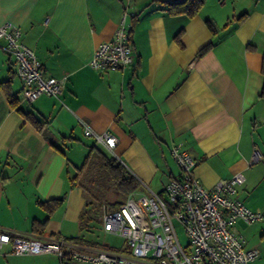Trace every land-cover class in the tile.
I'll use <instances>...</instances> for the list:
<instances>
[{
    "label": "crops",
    "instance_id": "0c3cea01",
    "mask_svg": "<svg viewBox=\"0 0 264 264\" xmlns=\"http://www.w3.org/2000/svg\"><path fill=\"white\" fill-rule=\"evenodd\" d=\"M168 1L0 0V24L19 27L46 75L66 76L59 98L23 102L0 39V230L61 238L80 249H124L122 238L120 245L98 241V227L81 230L85 197L72 182L81 165L69 154L79 147L87 155L86 143L94 142L84 125L114 133L113 154L153 191L179 175L170 153L178 144L196 159L205 188L241 172L235 195L250 209L264 208V0H203L191 17L169 13ZM124 10L133 65L92 69L95 46L112 37ZM255 146L262 158L249 164ZM56 199L62 201L52 210L44 203ZM233 229L246 248L259 249L249 264H264V221ZM77 236L96 244L70 240ZM0 264L73 263L53 253L13 254L6 245Z\"/></svg>",
    "mask_w": 264,
    "mask_h": 264
},
{
    "label": "built area",
    "instance_id": "2783aa9c",
    "mask_svg": "<svg viewBox=\"0 0 264 264\" xmlns=\"http://www.w3.org/2000/svg\"><path fill=\"white\" fill-rule=\"evenodd\" d=\"M126 17L124 10L112 37L95 46L88 63L92 69L121 70L133 65L136 56ZM20 37L16 24H0L2 48L13 58L21 83L20 99L30 103L43 94L59 98L66 76L46 75L34 51ZM83 133L114 155L118 142L114 133L96 132L87 125ZM170 153L180 173L161 192L141 184L140 191L129 194L117 208L102 206L92 212L102 231L124 240V249H80L61 238H24L1 229L0 252L8 245L13 254L53 253L73 264H249L259 255V249L246 248L243 236L233 227L237 222L264 221V208L250 209L235 195L244 175L236 172L207 189L195 174L197 161L191 154L178 144L171 146ZM261 158L255 146L249 164ZM176 222L184 228L185 244Z\"/></svg>",
    "mask_w": 264,
    "mask_h": 264
},
{
    "label": "trees",
    "instance_id": "16d2710c",
    "mask_svg": "<svg viewBox=\"0 0 264 264\" xmlns=\"http://www.w3.org/2000/svg\"><path fill=\"white\" fill-rule=\"evenodd\" d=\"M203 5V0H171L167 2V11L173 14H185L189 17L197 14ZM208 28L215 32L214 25L207 20ZM213 43L209 42L204 45L199 51L198 55H203L209 51ZM249 46V45H248ZM249 48H252L250 45ZM261 72L264 74V58H262ZM10 102L16 105L17 100L9 95ZM34 125L40 129L41 122L32 118ZM95 174L93 180L86 188L81 179H84L86 174ZM73 185L80 186L83 189L85 204L84 210L81 213V230H91L92 227H98L99 222L94 218L92 212L101 209L102 206L108 208H117L121 202H113L111 205H106L103 202H99L95 191L100 188L107 189L110 185L114 190L121 195L124 199L131 193L138 192L141 188L140 180L122 163V161L106 151L105 149L94 143L90 146L89 151L80 167L77 168L76 174L72 178ZM92 189V190H91ZM62 199H56L48 202H44L48 205V208L52 210ZM98 202L95 204L96 209L91 210L94 206L92 202ZM72 240L77 244H96L95 242H89L84 236L73 237Z\"/></svg>",
    "mask_w": 264,
    "mask_h": 264
},
{
    "label": "rangeland",
    "instance_id": "374dc122",
    "mask_svg": "<svg viewBox=\"0 0 264 264\" xmlns=\"http://www.w3.org/2000/svg\"><path fill=\"white\" fill-rule=\"evenodd\" d=\"M87 146H91L94 144V142L92 140H88V142L86 143ZM74 152H78L79 154H69V156L72 158L73 162L75 164H77L78 166L82 165V162L85 158L86 155H84V148H75ZM78 161V163H77ZM72 174H74L72 172ZM96 177L94 172L91 174H86V176H84V179H81L83 184L85 185V187L87 188L90 182H95V180H93V178ZM97 178V177H96ZM151 188L154 189V187L152 186ZM92 190V189H91ZM163 190V188L156 190L157 192H161ZM97 198L99 199V202H103L106 205H111L113 202H121L124 200V198L119 195L114 188L110 185L107 189H103L100 188L97 191H95ZM94 204V206L91 207V210L96 209V205L98 202L94 201L92 202ZM109 207V206H108ZM176 226V230L177 233L180 237V240L183 244H185L187 242V238H186V234L184 231V228L176 222L175 224ZM95 237L98 241L100 242H107L113 245H120L122 242V239H120L121 237L115 236V235H110V234H106L104 233L100 228H98L97 230H95Z\"/></svg>",
    "mask_w": 264,
    "mask_h": 264
}]
</instances>
